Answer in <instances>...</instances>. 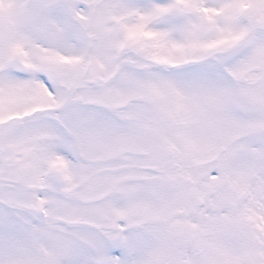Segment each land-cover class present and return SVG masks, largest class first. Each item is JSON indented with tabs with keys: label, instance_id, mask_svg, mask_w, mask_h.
Masks as SVG:
<instances>
[{
	"label": "snow or ice",
	"instance_id": "obj_1",
	"mask_svg": "<svg viewBox=\"0 0 264 264\" xmlns=\"http://www.w3.org/2000/svg\"><path fill=\"white\" fill-rule=\"evenodd\" d=\"M0 264H264V0H0Z\"/></svg>",
	"mask_w": 264,
	"mask_h": 264
}]
</instances>
